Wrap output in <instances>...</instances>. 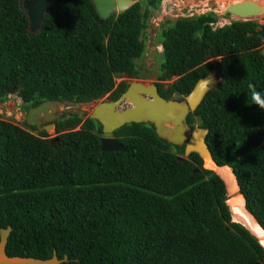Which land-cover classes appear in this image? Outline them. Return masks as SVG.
<instances>
[{"label": "trees", "instance_id": "trees-1", "mask_svg": "<svg viewBox=\"0 0 264 264\" xmlns=\"http://www.w3.org/2000/svg\"><path fill=\"white\" fill-rule=\"evenodd\" d=\"M20 0H0V102L14 95L28 110L46 101L90 103L137 78L142 40L162 0H142L100 23L88 0H54L29 37ZM212 12L178 18L159 34V86L182 100L211 74L221 82L187 122L208 129L206 144L229 166L246 209L264 230V25L214 27ZM254 86L261 95L253 98ZM176 96V97H175ZM257 104V105H255ZM67 116V117H66ZM79 114L55 121L58 141L26 122L0 120V229L11 227L9 257L62 264H261L264 251L233 222L224 182L195 153L159 138L150 124L114 132L123 151L101 152V126ZM79 129L75 130V127ZM199 172L195 173L194 169Z\"/></svg>", "mask_w": 264, "mask_h": 264}, {"label": "water", "instance_id": "water-1", "mask_svg": "<svg viewBox=\"0 0 264 264\" xmlns=\"http://www.w3.org/2000/svg\"><path fill=\"white\" fill-rule=\"evenodd\" d=\"M88 1L93 5L100 23H105L112 16L123 14L137 3L135 0ZM53 2L54 0L19 1V7L28 21L27 32L29 31L33 34L29 35L27 33L29 37H33L41 32L44 16ZM256 5L255 2L249 0H243L233 6L229 3L219 13L221 16H233L237 18V21H252L254 16H258L264 11V6ZM261 54L264 56V47L261 49ZM220 82L219 75L212 72L199 79L190 93L178 101L162 98L154 85H143L134 81L116 100L100 101L97 103L93 107L89 118L97 121L102 127L103 136L100 139L101 152L124 150V146L113 138V133L124 125L133 123L152 125L159 138L171 145L184 147L183 158H178V160L184 161L192 153L197 154L202 161L203 169L212 171L224 182L228 197L232 198L233 195L241 196L244 211L261 228L253 215L246 209V201L240 193L233 170L229 166H219L213 160L205 141L209 132L208 129L200 128L197 124L190 127L187 122L188 116L196 111L206 94L212 91ZM84 104H76V107ZM123 104H128V107L120 110ZM63 106L64 102L61 101H46L41 103L29 111L25 117V122L29 126L37 125L39 120L50 122L54 120L56 110ZM51 130L56 133V127L51 123L44 127L46 133H49ZM54 141H58L57 135L51 139V143ZM194 172H199V169L195 168ZM233 188H235L236 193H230V190L232 192ZM227 206L231 213L232 221L241 224L259 242L258 238L247 227L234 219L230 205L227 204ZM11 231V227L0 229V264H62L67 262V256H64L63 259H58L55 252H53L50 259L46 260L32 257H9L6 254V244ZM261 246L264 251V246ZM261 264H264V260Z\"/></svg>", "mask_w": 264, "mask_h": 264}, {"label": "rangeland", "instance_id": "rangeland-1", "mask_svg": "<svg viewBox=\"0 0 264 264\" xmlns=\"http://www.w3.org/2000/svg\"><path fill=\"white\" fill-rule=\"evenodd\" d=\"M137 2L142 0H135ZM243 0H162L160 9L155 11L152 17L148 21V27L145 31V34L142 36V40L147 47V45L152 44L154 50L161 54L162 47L160 45L159 34L163 28L171 25L178 18H188L195 15H200L208 12L215 13L218 17L217 22L214 24V27H222L224 25H229L230 23L237 21V18L233 16H221L219 11L225 8L229 3L232 5L236 3H240ZM264 6V0H252ZM236 16V15H234ZM254 22L258 24L264 25V17L261 15L254 16L252 18ZM29 35H33L29 31L27 32ZM162 61V55L158 56L157 63L153 65L152 74H146L143 81L141 82L145 85L154 84L155 76H157V72L159 73V62ZM143 65V64H142ZM119 78L115 80V83L119 82ZM176 97V96H175ZM107 96L90 103H85L79 107L70 108L75 113L80 114L83 118L89 117L93 107L97 105L100 101H106ZM183 99V98H182ZM128 107V104H123L120 107V110ZM69 109V106H63L59 108L60 112H65V110ZM25 110L22 107V103L19 98L12 95L5 102H0V120H4L19 127L23 128V123L25 122L24 112ZM43 125V124H42ZM42 125L36 127V131L34 134H38L43 131ZM48 139L54 138L57 134L52 130L49 133H46ZM179 158H183V156H179ZM228 197V195H227ZM230 197H228L227 200Z\"/></svg>", "mask_w": 264, "mask_h": 264}, {"label": "flooded vegetation", "instance_id": "flooded-vegetation-1", "mask_svg": "<svg viewBox=\"0 0 264 264\" xmlns=\"http://www.w3.org/2000/svg\"><path fill=\"white\" fill-rule=\"evenodd\" d=\"M153 48V46H152V44H150V45H147V47L145 46V51H144V54H143V56L140 58V59H138V60H136V62H135V64H136V67H137V75H138V77L137 78H127V77H118L120 80H119V82L118 83H116V85H118V84H121V83H124L125 85H126V89L124 90V92L128 89V87L130 86V84L132 83V82H138V81H140V80H142L143 81V79L145 78V77H147V76H145L146 74H152V68H153V65L154 64H156L157 63V59H158V56L159 55H161L158 51H157V49L156 50H154V49H152ZM162 52V51H161ZM143 64V65H142ZM160 62H159V70H160ZM117 79V78H116ZM155 81H154V84H152V85H154L156 88H157V91H158V94H159V90H158V88H159V86H161V85H163V87L164 88H166L167 86H169L170 84H172L176 79H177V77H172L171 79H161L160 78V72L158 73L157 72V76H155ZM140 84H143V83H141V82H139ZM143 85H145V84H143ZM122 94V93H121ZM120 94V95H121ZM160 95V94H159ZM107 96V100L106 101H109L108 100V98H109V94H107L106 95ZM105 96V97H106ZM42 103H44V102H42ZM77 104H80V103H77ZM40 105V104H39ZM38 106V105H37ZM36 106V107H37ZM64 106H69V109H67V110H65V112H60L59 111V109L58 110H56V113H55V118H54V120H52V121H50V122H46V121H44V120H39V122H38V124L37 125H35V126H33V127H35V129H36V127L37 126H40V125H42V127H43V130H44V127L47 125V124H49V123H51V124H53L54 126H55V121H57L59 118H61V117H63L64 116V114H72V113H75L73 110L71 111V109L70 108H74V107H76V104H68V103H65L64 102ZM81 106V105H80ZM33 108H35V107H31V108H29L28 110H26V109H24L25 111V114H24V116H27L28 115V113H29V111L31 110V109H33ZM77 114V113H76ZM80 115V114H79ZM67 117V116H66ZM89 118V117H88ZM85 119H87V118H83L82 120L83 121H85ZM95 121V120H94ZM97 122V121H96ZM99 124V123H98ZM100 125V124H99ZM101 126V125H100ZM77 129H79V126H77V127H75V130H77ZM102 136H103V134H102V127H101V135L99 136V142H100V139L102 138ZM113 138H115L114 137V133H113ZM51 140V139H50ZM115 140H116V138H115ZM51 144H54V142H52Z\"/></svg>", "mask_w": 264, "mask_h": 264}, {"label": "bare ground", "instance_id": "bare-ground-1", "mask_svg": "<svg viewBox=\"0 0 264 264\" xmlns=\"http://www.w3.org/2000/svg\"><path fill=\"white\" fill-rule=\"evenodd\" d=\"M249 1L255 2L252 0H249ZM255 3L257 4L256 6H263L257 2H255ZM260 15L262 17H264V11ZM233 192L236 193L235 188L232 189V192L230 190V193H233ZM227 204L230 205V207L233 211L234 219L237 222L242 223L245 227H247L258 238L259 243L264 246V231L261 228H259L257 226V224L255 222H253V220H251V218L244 211L241 196L240 195H236V196L233 195L232 198L227 201Z\"/></svg>", "mask_w": 264, "mask_h": 264}, {"label": "clouds", "instance_id": "clouds-1", "mask_svg": "<svg viewBox=\"0 0 264 264\" xmlns=\"http://www.w3.org/2000/svg\"><path fill=\"white\" fill-rule=\"evenodd\" d=\"M250 87L252 88V91H253V98H255L256 96L261 95V93H260L258 90H256V89L254 88V86H251V85H250ZM255 105H257V104H255ZM257 106L260 107V108H264V104L257 105Z\"/></svg>", "mask_w": 264, "mask_h": 264}]
</instances>
